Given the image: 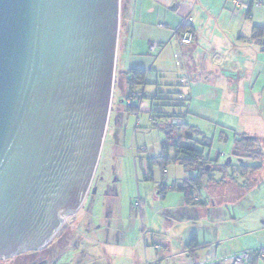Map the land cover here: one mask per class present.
<instances>
[{"label": "water", "instance_id": "1", "mask_svg": "<svg viewBox=\"0 0 264 264\" xmlns=\"http://www.w3.org/2000/svg\"><path fill=\"white\" fill-rule=\"evenodd\" d=\"M124 7L0 0V259L44 248L82 204L109 121Z\"/></svg>", "mask_w": 264, "mask_h": 264}, {"label": "rangeland", "instance_id": "2", "mask_svg": "<svg viewBox=\"0 0 264 264\" xmlns=\"http://www.w3.org/2000/svg\"><path fill=\"white\" fill-rule=\"evenodd\" d=\"M174 45L164 51L165 76L159 81L161 85L169 86L164 91L181 90L182 98L178 100L173 96L169 101L172 106L166 112L171 113V109L182 111L186 123L198 130L199 136L192 135L196 140L202 137L212 139L218 124H213L216 122L214 118L224 120L229 115H208L207 112L192 110V102L218 99L210 97L208 91L206 96L192 98L190 76L182 75V66H177L174 58V54H178V61L182 63L183 55ZM157 57L150 58L151 63ZM119 64L117 61V81L102 148L80 208L63 219L61 228L44 248L0 259V264H14L15 261L23 264V259L32 255L38 260L35 264L42 260L46 261L43 264H99L100 261L102 264H132L135 256L145 264L155 259L154 252L161 247L174 253L184 250L193 234L197 235L199 244L194 254H204L207 250L211 253V248L215 247L221 254L223 249L238 245L244 236L258 234L264 227V155L261 161L247 158L245 165L262 164V168L258 173L243 175L239 167L243 164L242 159L233 154L232 134H229L226 144L216 141L212 148L210 157H215L217 151L224 153L218 158L216 165L219 171L214 172V180L210 183L204 180V186L195 199L200 203L205 201V206L197 203L190 207L193 208L190 211L180 208L183 194L173 187L194 175L184 172L180 166L171 164L165 172L155 166L153 179H144L145 161L148 157L159 156L160 143L165 136L153 125L151 113L130 112L125 102L119 103L122 97L117 88L121 80ZM152 67L158 68V63ZM193 92L198 94L199 90L194 89ZM145 93L147 96L148 92ZM132 103L139 108L145 104L143 100L139 103L138 99ZM205 153L209 154V151ZM228 159L230 163L226 164ZM225 164L227 167H223ZM160 184L167 189L163 195L158 193ZM151 241L158 247L154 248ZM48 252L50 255L46 258Z\"/></svg>", "mask_w": 264, "mask_h": 264}, {"label": "crops", "instance_id": "3", "mask_svg": "<svg viewBox=\"0 0 264 264\" xmlns=\"http://www.w3.org/2000/svg\"><path fill=\"white\" fill-rule=\"evenodd\" d=\"M256 1L260 2L259 7L254 5ZM121 13L116 61L120 62L122 70H146L145 104L139 111L165 115L172 106L169 101L173 96L182 95L181 90L164 91L168 85H161L159 81L165 76L164 51L175 43V49L183 55L182 75L190 76L192 98L206 96L208 91L210 97L218 99L192 102V110L208 115H229L227 119L221 118L222 121L214 118L213 124L218 123L217 131L211 139V148L206 149L208 157L216 160L224 153L217 151L215 157H210L214 143L226 144L229 134L256 137L264 151V0H126ZM181 24L191 27L193 43L190 45L177 44ZM153 44L160 47L155 53L149 50ZM155 56L157 59L151 63L150 58L155 59ZM157 63L158 68H153L152 64ZM194 89L199 90L198 94ZM172 112L183 114L171 109ZM244 237L238 245L223 249L221 254L216 247L211 248V253L207 250L200 255L194 254L198 246L176 253L161 247L155 250L153 261L188 264L196 258L215 260L253 250L264 244V227L258 234ZM151 245L158 247L153 241ZM143 261L135 256L132 264H143ZM253 264L261 263L254 259Z\"/></svg>", "mask_w": 264, "mask_h": 264}, {"label": "trees", "instance_id": "4", "mask_svg": "<svg viewBox=\"0 0 264 264\" xmlns=\"http://www.w3.org/2000/svg\"><path fill=\"white\" fill-rule=\"evenodd\" d=\"M122 3L126 4V0H122ZM190 28V26L181 24L178 32L179 34L186 30L192 32ZM118 74L120 75L121 80L117 85V88H119V90L122 92V97L120 98L119 103L128 102L126 109L130 112L138 113L139 107L134 106L132 102L134 99H138L140 102L146 98L143 93L146 70L135 68L122 70L119 67ZM116 81L117 80L114 79V86H116ZM137 89H140V92L137 93ZM151 114V121L153 125L155 127L157 126V128L163 132L165 139L160 143L159 156L155 158L148 157L146 159V171L144 173V179H153V170L155 166L160 167L161 171L163 172H165L167 167L171 164L180 166L184 172L194 173L193 176L188 177L185 181L177 184L176 187H173V189H176L183 194V204L180 208L185 209L186 207H192L193 205H197V203H199V206H205V201L200 203L194 199L199 195L200 190L203 188L204 180L210 183L214 180V172L219 171V167L216 165L218 159L211 160L205 153L206 149L208 150L211 148V139L202 137V139L198 141L196 138H193L192 135L194 134L199 136L198 130L185 122L186 116L182 113L172 112L162 116H156V113ZM116 118L117 121H119L118 117ZM175 119L180 120L182 124H172V120ZM183 129H185V131ZM185 132H189V135L187 133L185 134ZM234 138L233 154L236 157L242 159L243 164L239 166L241 168V173L246 176L255 172L258 173L262 168V164L250 167L244 163L247 158L259 161L262 160L264 151H262L259 139L256 137H249L247 135L236 134L234 135ZM171 150L173 152H171ZM229 163L230 160L228 159L226 164ZM226 164L223 167H227ZM221 178L222 177H220V179ZM166 190V186L160 184L158 193L163 195ZM197 246V235L193 234L186 248H195ZM63 253L59 254L58 257H60ZM49 255L50 254L48 252V254H46V258L49 257ZM27 259H23V264H35L38 261L35 260V255H32V257L30 256ZM195 260H197V258ZM100 263L101 261L99 264ZM14 264L22 263L21 261H15Z\"/></svg>", "mask_w": 264, "mask_h": 264}, {"label": "built area", "instance_id": "5", "mask_svg": "<svg viewBox=\"0 0 264 264\" xmlns=\"http://www.w3.org/2000/svg\"><path fill=\"white\" fill-rule=\"evenodd\" d=\"M256 7H259L260 2L256 1L254 3ZM193 43V33L189 30L180 33L177 37V44L179 46H186ZM159 45L153 44L149 47L151 53H155L159 50ZM174 58L177 60L176 65L180 66L181 62L178 61V54L174 55ZM178 98L181 99L182 95H178ZM172 124L181 125L182 122L178 119L172 120ZM196 199V198H195ZM194 199V200H195ZM254 259H257L264 263V244L260 247H257L253 250H245L228 257L215 260H193L188 264H253ZM145 264H159L158 261L146 262Z\"/></svg>", "mask_w": 264, "mask_h": 264}, {"label": "flooded vegetation", "instance_id": "6", "mask_svg": "<svg viewBox=\"0 0 264 264\" xmlns=\"http://www.w3.org/2000/svg\"><path fill=\"white\" fill-rule=\"evenodd\" d=\"M43 261L46 262L45 260H42L39 264H43Z\"/></svg>", "mask_w": 264, "mask_h": 264}]
</instances>
